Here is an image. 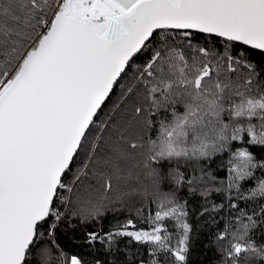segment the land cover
<instances>
[{
  "label": "snow or ice",
  "instance_id": "1",
  "mask_svg": "<svg viewBox=\"0 0 264 264\" xmlns=\"http://www.w3.org/2000/svg\"><path fill=\"white\" fill-rule=\"evenodd\" d=\"M0 264H264V0H0Z\"/></svg>",
  "mask_w": 264,
  "mask_h": 264
},
{
  "label": "trees",
  "instance_id": "2",
  "mask_svg": "<svg viewBox=\"0 0 264 264\" xmlns=\"http://www.w3.org/2000/svg\"><path fill=\"white\" fill-rule=\"evenodd\" d=\"M61 243L63 244V243H64V241L62 240V241H61Z\"/></svg>",
  "mask_w": 264,
  "mask_h": 264
}]
</instances>
